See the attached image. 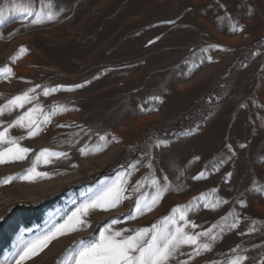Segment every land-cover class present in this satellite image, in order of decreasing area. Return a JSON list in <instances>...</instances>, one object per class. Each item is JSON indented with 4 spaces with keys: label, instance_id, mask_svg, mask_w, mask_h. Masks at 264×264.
Wrapping results in <instances>:
<instances>
[{
    "label": "rangeland",
    "instance_id": "374dc122",
    "mask_svg": "<svg viewBox=\"0 0 264 264\" xmlns=\"http://www.w3.org/2000/svg\"><path fill=\"white\" fill-rule=\"evenodd\" d=\"M27 3L0 0V109L25 94L31 101L0 115V133L17 141L0 143L12 149L5 159L29 150L0 164V219L98 178L21 228L0 264H73L105 227L135 235L176 209L169 231L199 236L211 251L186 244L168 264H264V192L256 191L264 189V0H31L55 17L39 24L11 12ZM22 116L31 129L12 127ZM185 118L195 125L174 137L150 135ZM44 150L67 155L41 157ZM33 167L50 178L22 179ZM113 186L124 189L118 206L90 211V227L25 257Z\"/></svg>",
    "mask_w": 264,
    "mask_h": 264
},
{
    "label": "snow or ice",
    "instance_id": "6c2138e0",
    "mask_svg": "<svg viewBox=\"0 0 264 264\" xmlns=\"http://www.w3.org/2000/svg\"><path fill=\"white\" fill-rule=\"evenodd\" d=\"M43 3V0H41ZM45 7L50 8L51 5H45ZM11 12L16 15L27 16L28 18L35 17L32 20L33 23H42L46 20L55 19L54 15L49 11L47 14L44 11V8H41L39 11L32 6L31 0H28L27 5L16 6L11 9ZM5 19V14L3 11H0V23ZM235 30V29H234ZM21 52L24 49L20 50ZM9 71V70H5ZM33 92L35 89L32 90ZM53 92L55 90H52ZM49 93L45 92L44 95L47 96ZM31 102L28 99V94L25 96H18L14 100H11L8 105H5L4 109H0V115L4 114L5 109L10 107H23L21 102ZM35 111V110H33ZM28 116H31V112L28 113ZM28 116H22L20 119L12 125V127H21L31 129L32 123L26 126L22 121L26 120ZM44 122H49V118L45 117ZM38 131L31 132V136L37 135ZM4 133H0V143H11L13 145L17 144L15 140H5ZM30 138V137H29ZM105 139L101 137V140ZM159 146V145H157ZM12 149H9L8 152L0 151V164L4 163H14L18 160H23L28 154L29 150L26 148L17 149L18 153L23 155H17L15 157L5 159L8 156V153ZM41 157L50 156L60 159L65 157L66 153H52L48 150H44L39 154ZM150 167V165H149ZM35 174V175H33ZM36 178L48 179L50 178L47 173L36 172L35 167L28 170L27 174L22 178L27 180L29 183L35 182ZM205 178L204 173H201L196 179ZM12 179L8 178L3 181L4 184L11 183ZM167 178L165 177V180ZM153 185H158V181L153 180ZM124 189L116 188L113 186L109 188L104 195L97 197L88 204H85L77 212L73 213L72 217H69L68 222L63 225L58 226L55 231L47 236L35 249H30L25 253V257L30 258L33 252L36 254L52 239L57 238L59 235L70 234L71 231H79L82 227H90V225L85 224L84 217L88 216L90 211L99 210V211H109L113 207L118 206L121 193ZM168 191V188L160 189L157 194L152 198V204L147 205L148 210H151L152 206L156 203L157 200L161 199L164 192ZM256 191L264 192V189L257 188ZM199 200H204L205 197L197 198ZM246 205H241L244 207ZM136 211L139 213L142 211L139 204H137ZM181 209L174 210L173 217L176 213H179ZM173 217H168L160 221L159 225H154L152 228H145L136 232L135 235L125 236L126 232H129V229H124L123 231L112 232L111 225L105 227L100 233L98 240H95L92 243H88L85 246L81 247L79 252L76 254V258L73 261V264H168V262L176 257V253L180 250L181 247L186 244L189 246L196 247V254H200L201 249L204 251H211V247L208 244H198L197 241L200 239L199 236H189L184 233L182 228H176L174 232L169 231V226H174L176 220ZM181 220H184V216H180ZM115 223V222H114ZM162 226V227H161ZM189 225H185L188 227ZM233 225L232 227H236ZM203 236H208L209 233L201 234ZM211 239L214 241L215 236H212ZM24 257H22L23 259ZM233 264H237V261H233Z\"/></svg>",
    "mask_w": 264,
    "mask_h": 264
},
{
    "label": "trees",
    "instance_id": "16d2710c",
    "mask_svg": "<svg viewBox=\"0 0 264 264\" xmlns=\"http://www.w3.org/2000/svg\"><path fill=\"white\" fill-rule=\"evenodd\" d=\"M194 122L193 119L185 118L176 123L156 128L150 131V135L165 139L171 138L185 128L195 125ZM125 165L126 164L119 165L114 169V172ZM97 178L98 175L83 178L39 202L20 203L11 208V210L0 219V258L4 252L11 247L14 237L21 228H29L33 224L41 223L45 219L46 212L58 204L69 192L75 191L85 185H92L96 182Z\"/></svg>",
    "mask_w": 264,
    "mask_h": 264
}]
</instances>
